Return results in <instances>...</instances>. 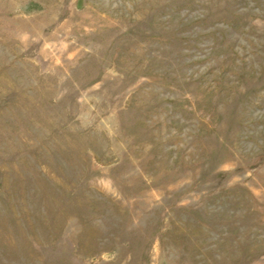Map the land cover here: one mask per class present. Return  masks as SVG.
I'll return each instance as SVG.
<instances>
[{"label":"rangeland","instance_id":"1","mask_svg":"<svg viewBox=\"0 0 264 264\" xmlns=\"http://www.w3.org/2000/svg\"><path fill=\"white\" fill-rule=\"evenodd\" d=\"M0 264H264V0H0Z\"/></svg>","mask_w":264,"mask_h":264}]
</instances>
